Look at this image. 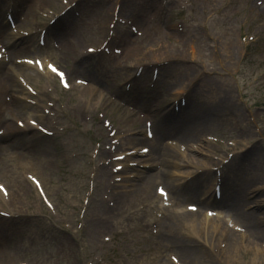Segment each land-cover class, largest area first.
Instances as JSON below:
<instances>
[{"label": "rangeland", "instance_id": "obj_1", "mask_svg": "<svg viewBox=\"0 0 264 264\" xmlns=\"http://www.w3.org/2000/svg\"><path fill=\"white\" fill-rule=\"evenodd\" d=\"M113 1L91 0V9H82L83 14L81 16L84 15V17L73 25H68L65 29H59V34L49 37V40H55L60 47H63V52L50 51V53L54 60L68 69L71 79L79 77L87 80L93 86L105 90L108 93L107 98H98V94H91L92 89L86 88L87 86H83V88L75 87L69 92L60 91L53 85L54 82H47L37 73L24 68L20 70L16 68L14 59L29 56L30 51L28 52L29 54L27 52L24 54H12L8 49L5 51L8 52L4 56L6 65H2L0 69L7 73H10L8 69L16 70V74L28 83L36 93V96L35 98H30L35 105H29L17 102L16 100L13 101L11 93L3 94L0 91V102H11V105L6 107V111L9 110V113H4L0 110V128L4 129V122L9 123L8 120L11 117L25 121L28 114L38 113L40 116L36 119L41 125L46 126L52 132L58 131L60 127L64 131L58 132L56 136L47 138L41 136L35 129L30 127L22 130L15 124L12 125L13 127L10 124L5 125L7 137L5 136V138L0 139L2 142L0 143V180L3 182L8 196L0 198V211L18 215L19 220L3 222L4 220L0 218V264H16L17 262L31 264H89L96 257H101L108 264H170L169 255L177 257L181 264H264V254L259 250L258 244L248 246L249 243L247 241L242 242L239 236H236L237 248L228 252L229 247L224 239H222L221 243L217 239L211 238V235L206 238L198 234L196 240L190 243V250L194 254H197L188 263L186 259L184 260L180 257V251L184 250L180 249L182 245L186 246L187 243L184 238L178 237V235H183V237L189 235L184 228L179 230L175 228V238L168 245L167 239L163 238L160 241V237L155 242L149 244L143 242L135 227L136 225L145 223V212L140 213L137 210L143 205L146 208H151L158 201L154 198V181L163 179L162 182H164L165 180L171 191L174 208L179 206L181 210L183 205L196 203L210 187L208 180L211 176L205 174V177L202 175L197 177L199 183H194L195 189L193 191L190 190L187 193H176L174 191L175 188L179 189V186L183 185L184 181L189 178L186 175H190L194 171V167L200 168V166L193 165V167L178 169L179 175H185L183 178L173 175L174 169L177 168L173 165V162L180 165L184 164L180 162L178 155L173 156L171 152H165V149L169 148L165 145V140H179L181 144L186 145L199 142L205 135H208L223 140L240 141L235 151L240 153L248 149V153L244 161L240 160L241 157L237 160L234 158L230 162L228 175L227 177L225 176V183L227 186L236 185L239 187L237 190L238 197L234 196V200L240 201V204H247L242 203V201H245L244 199L247 198L245 194H248V191L253 189L257 194L251 197V200L256 201L258 206L261 205L260 197H264V9H262L264 5L260 8L255 6V3L261 0H254L253 2H250V0H214L204 10L201 6V1L196 0L192 4L193 8H196L195 19L198 22L204 18L208 20L229 21L226 23L217 21V25H222L221 30L224 34L216 35L214 38L211 36L212 42L217 44V41H219V44H221L230 35L226 41V45L229 47L228 51L234 50L235 52L239 49L240 36L256 37V42L249 44L246 41L243 44L244 48L250 45V53L245 58L239 74L234 76V79L236 90L240 95L243 94L247 107L250 110L251 108L253 109V117L259 128V134H255L253 130H250L249 135L247 117L239 119V117L232 118L226 114L220 118L226 112L221 113L220 119L215 118L209 122H202L200 119L195 118L193 116L194 113L190 109L185 111L182 118L175 120L177 123H174L172 120L169 121L166 118L164 121L166 125L164 128L166 130L161 132L163 128L158 129L156 127L155 132L160 139L157 149L164 154H169L170 162L156 160L157 156L150 149L149 155L145 158L146 162L149 165L157 166L158 169L140 173L139 180L132 182L133 185L132 187L129 186V189L127 188L129 180L115 184L114 189H112L114 190L112 191L114 192L113 196H111L113 198L112 202L127 200V202L133 204V207H130L131 209L129 207L124 208V214L122 215L126 217L127 214L129 220L115 217L117 219L115 224L111 227H105L104 224L98 223L99 220H95V218L97 216L104 217L103 210L101 209L103 207L102 204H106L104 199L109 187L106 184L107 180L102 181L97 177L90 179L94 168L89 164L88 160V154L90 158L97 150L95 143L107 139L106 129L102 121L108 120L115 126L114 131L116 132V136L114 139H121V134L127 131L128 126L138 128L139 136H135L131 140V146L138 147L139 145H143L144 141L140 136L142 122L136 120L135 126L127 124L124 121L126 119L124 111L120 106L127 105V102L138 106L137 103L139 101L144 102L145 105L150 106L152 111L148 117L156 126L158 122L156 123L155 115H160V113H156V109L159 105H162V100L158 97L163 92L164 87H167V78L177 79L178 76H185V74L180 75V73L173 70V73L164 78L163 82L155 87L154 91L148 88H141L142 90L134 93L137 96L132 95L127 97L126 92L119 90L122 78L124 79L121 73L113 75L114 84H110L109 81L106 83L102 74L94 72L92 60L89 58L80 59L78 54L71 51L72 48H82L84 45L92 43L95 37H100V34L104 32L105 23L109 20V10L112 9ZM3 2L4 0H0V5ZM54 2L57 5L51 4V2H43V4L48 8L59 10V1L54 0ZM218 6L220 7L217 8ZM202 10H204L203 13L201 12ZM26 15L24 25L32 28L28 23L34 21V17L29 12ZM44 21L40 20V23ZM87 21L93 28L90 33H88V30L83 32L80 29L86 26ZM26 43L29 45L33 42L29 41ZM132 44L134 45L135 43L133 42ZM198 44L200 47L199 51L204 52L206 55L209 53V47L215 46L214 43L207 41L205 37L203 40L198 39ZM47 45L49 47V43ZM121 45L124 56H126V61L127 59H133L136 55V49L134 47L127 48L125 42H122ZM48 47L38 50L34 49V54L50 57ZM210 56L211 53L208 55V58ZM210 59L213 60L212 57ZM73 61H76V64L73 65ZM140 61L143 62L145 60ZM205 64L206 66L209 65L207 56ZM24 71L32 73V77L28 79ZM196 72L194 71L193 74ZM127 74L126 70L123 76L127 77ZM199 74L204 75V81L199 89L200 95L204 99L209 97L215 98L217 96H229L233 98V91L230 87L231 82H229L231 78L229 76L213 75L212 73H208L206 68L201 69ZM2 76L0 74V81L4 79ZM7 82L9 86L14 85L12 88L14 92L17 91L19 85L13 73H10V80H7ZM45 84V88L48 87L51 90L46 91L44 88L45 91H42V86ZM0 85H2L1 82ZM53 89L56 93L53 92ZM98 91L99 89L96 90V93ZM110 95L116 99V103L102 110V106L110 102ZM168 97H173V95L170 93ZM165 99L167 103L169 98L165 97ZM154 100H156V103H151ZM145 105H139L135 109L144 111V109H147V107H144ZM46 107L50 110L49 115H44L41 112ZM215 107H212V109H215ZM216 108L219 109V106ZM98 114L103 116V118L99 119L97 117ZM161 117L163 116L157 118L160 119ZM163 119L161 118L160 121L162 126H164ZM179 120L180 122H178ZM7 126L11 128L7 129ZM259 135L261 136V141L258 145L260 148L256 152V148L249 151L250 144ZM121 142L123 141L121 140ZM127 142L125 140L123 144L128 146ZM101 149L104 152V146ZM210 149L211 152L217 151L215 148ZM227 152L231 153V150ZM9 153L10 155L7 156L6 154ZM190 154L191 156H188L187 159L193 161L200 159L203 162L201 156L194 153ZM104 158H101V161ZM97 161L98 157L95 163ZM210 163L215 167L214 161H210ZM29 173L35 174L38 177L43 184L44 191L52 204L53 210H57L60 218L63 217L66 222L78 219L76 214L72 212L75 209L73 207H76L80 203L81 196L87 190L88 183H92L93 190L89 197V205L86 207L83 220H80L85 223L80 237H71L65 231H59L49 226L47 223V220L49 221L47 210L41 204L35 190L25 179V175ZM122 173L128 176L126 169ZM110 179V182H112V178ZM145 179L149 180L148 186H146L148 188L146 189L145 184L140 186ZM203 181L205 182L204 188L202 187ZM255 186L258 187L255 188ZM120 190H129V192L124 197H119ZM245 191L247 192L244 194ZM116 193L117 195H115ZM140 202L144 204H140ZM224 210L233 215L239 222H244L243 218L246 217V214H240L232 206L228 205L224 207ZM132 212H134L133 216L131 215ZM249 214L257 218L261 223V235L252 236L256 238V243H261L264 246V219H261V216H264V208L258 211L251 210ZM180 220L185 222L184 219ZM2 222L9 224H3ZM162 222L163 220L159 224V227L162 225ZM52 223L60 224L56 220H52ZM162 229L167 231V224L165 222L162 225ZM103 236L112 238L110 245L102 243ZM226 238L228 237L226 236ZM219 243L224 248L218 249ZM262 250L264 251V249ZM258 251V255L255 256L254 253Z\"/></svg>", "mask_w": 264, "mask_h": 264}, {"label": "bare ground", "instance_id": "obj_2", "mask_svg": "<svg viewBox=\"0 0 264 264\" xmlns=\"http://www.w3.org/2000/svg\"><path fill=\"white\" fill-rule=\"evenodd\" d=\"M46 1H48V0H46ZM10 50H11L12 54H16V52H17V50L16 51H13L12 49H10ZM24 73H25V75L27 76L28 79H30L32 77V75H31L32 73L27 72V71H24ZM0 74L3 75V77L6 78L7 80H10V73H7V72H5L3 70H0ZM177 93H178V90H177L176 94ZM10 128H11L10 126H7V129H10ZM165 152L166 153L167 152H171V154L173 156H177V153L174 150L165 149ZM153 153H154L155 156H157V158H155L156 160L169 163V158H170L169 154H164V153L160 152L157 148L154 149ZM164 164H166V163H164ZM147 182H149L148 179H145V181L143 183H141L140 186H142L144 184L147 185ZM174 191L176 193H179V192L182 193L183 192L181 189H177V188H175ZM235 207H236L235 211L240 213V214H246V213H242L241 210L242 211H248V210H250L252 208L248 204H245L244 207H243V206H241V205H239L237 203L235 204ZM103 211L105 213L110 214L107 209H103ZM181 217H186L185 220H184L185 221L184 225L181 224L180 226H181V228H184L187 231V233H189V235H185L184 237L182 235V238H184L186 240L187 245L186 246H184V245L182 246L181 250H183V249L184 250L180 251V257H182L184 260L186 259V261L188 263H190L191 262L190 260L197 254V253L194 254V252L192 250H190V243L192 241L196 240V238L198 237V234L203 235V236L205 235L204 231H202V226L205 224V221L204 220L201 221L200 219H198V218H196L195 216H192V215H185V216H181ZM253 217L246 214V217L243 218V221H244L243 223H244L245 227L249 230V232L252 235H261V230H262V229H260V224L261 223H260V221H258L257 218H255V217L253 218ZM175 218H178V217L175 216V215H172L167 220L171 221V220H174ZM174 228H175L174 226L172 227L171 225H168L169 231H168L167 236H166L168 245H170L172 243V241L174 240V238H175V231L173 230ZM220 228L225 232V234L229 235L228 236L229 239L227 240V245L229 247L228 248V252H231L232 250L237 248L236 243L234 244V236L231 235V233L229 234V232L226 231L222 227L220 222L215 221V223L212 224V226L210 228V234L212 235V237H214V236L221 237V234H219ZM251 250L253 251V249H251ZM258 253H259V251L254 253L255 256H257Z\"/></svg>", "mask_w": 264, "mask_h": 264}, {"label": "snow or ice", "instance_id": "obj_3", "mask_svg": "<svg viewBox=\"0 0 264 264\" xmlns=\"http://www.w3.org/2000/svg\"><path fill=\"white\" fill-rule=\"evenodd\" d=\"M89 51H92V49H90ZM29 63H33L32 61H29ZM37 65H39V61H36L35 62ZM49 69L52 71V72H54V73H56L57 75H60V76H62V74L61 73H59V72H57V69L56 68H54V67H52L51 65H49ZM65 86H67V85H65ZM146 151V150H145ZM161 191V195H165V193L163 192V190H160Z\"/></svg>", "mask_w": 264, "mask_h": 264}]
</instances>
